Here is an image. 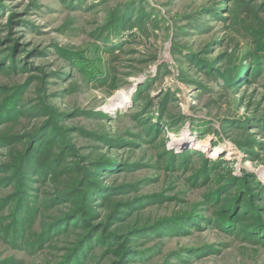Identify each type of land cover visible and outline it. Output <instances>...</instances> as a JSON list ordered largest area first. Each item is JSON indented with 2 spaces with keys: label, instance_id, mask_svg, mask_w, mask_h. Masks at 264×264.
<instances>
[{
  "label": "rangeland",
  "instance_id": "rangeland-1",
  "mask_svg": "<svg viewBox=\"0 0 264 264\" xmlns=\"http://www.w3.org/2000/svg\"><path fill=\"white\" fill-rule=\"evenodd\" d=\"M69 2L0 0V64L16 67L0 70V114L10 101L17 104L16 118L0 117V172L16 164L27 138L49 121L54 129L42 144L57 136L65 141L63 152L53 145L45 160L59 157L51 168L60 177L31 184L39 212L25 244L54 220L82 213V205L65 195H79L84 177L103 162L116 171L102 169L92 183L100 179L118 195L107 207L102 199L92 207L89 224L103 231L95 232L82 264H264V235L259 241L250 236L264 223L254 215L241 213L236 223L250 224L247 234L211 222L224 200L247 191L255 194L264 222V64L255 77L247 69L230 87L215 73L232 68L226 69L233 55L242 71L250 66L246 55L264 44V0H79L75 10ZM129 6L133 19L113 32L112 15L123 16ZM120 92L128 102L112 107ZM159 120L153 133L144 132ZM183 153L188 159L178 160ZM16 191V185L0 188V201ZM59 195L65 198L56 203ZM148 195L158 202L140 207ZM181 219H187L182 234L141 233ZM80 233L69 230L33 254L10 248L0 235V262L57 264ZM110 235L118 236V251L100 244ZM137 253H147V260Z\"/></svg>",
  "mask_w": 264,
  "mask_h": 264
},
{
  "label": "trees",
  "instance_id": "trees-1",
  "mask_svg": "<svg viewBox=\"0 0 264 264\" xmlns=\"http://www.w3.org/2000/svg\"><path fill=\"white\" fill-rule=\"evenodd\" d=\"M60 1H62L63 3H66L69 0H60ZM75 1H79V0H70L69 2V7L73 10L76 9L75 5H77L76 3H74ZM123 13H124L123 16H121L119 12H117V14L114 13L112 15L111 29L113 32H118L119 30H123V28L129 24L131 19H133L132 18L133 8H131V6H129ZM98 38H100V36H98ZM257 49L258 50L254 52L249 51L250 53L246 55L245 59H247L248 60L247 63L250 64V66H247L246 70L242 71V67L236 66V58H235V55H233L231 57V63H229V66H227L226 69L228 67L233 66L232 68H228L227 71L223 72V74L221 75L219 74V72H215L218 78L220 76L222 79L225 80L224 83L226 87H230L231 85L238 83L242 77L244 76L246 77V74L248 73L246 72L248 71L247 69L249 70L251 69L252 71V72L250 71L251 74L248 77H251L253 75H254L253 77H255L257 74L260 73L261 70L259 69L260 68L262 69L263 64H264V44L261 43ZM209 51H212V49ZM212 63L209 64L208 62H206L203 64L212 65ZM1 64H0V70L6 71L9 67L15 71V68H16L15 66L7 67V66H4L3 63ZM212 66L214 67V65ZM241 66H243V63ZM235 67H237V70H236L237 72H233V70H231ZM207 69L208 70L206 73H208L209 75L214 74L210 72L209 70L210 68H207ZM242 81L244 83H248V79L246 78L243 79ZM21 89L22 88H20V90ZM14 97L11 98V100H13ZM16 105L17 104L14 101H10L8 105H6L5 108L2 110L0 117L2 119H5V121L16 118L17 114L14 115V112L16 111ZM8 111H9V115L6 116ZM57 117H59V115ZM54 122L55 121L53 120L49 121L46 124V126L38 130L34 135L27 138V141L29 142H28V146L24 154L20 155L15 160L16 164L5 165L3 167V171L0 172V175L5 176L4 178L0 179V188H11L13 185H16V188H17V191L15 193L11 194L10 196L5 197L2 201H0V235L3 236L6 242L11 244L10 248L15 249V250H20V251H26V252L33 254L35 252L37 253L41 252L46 246H50L54 241H56L59 238L58 237L59 235L63 233L66 234V232H68L69 230L78 229L82 231V233H80L77 236V239L70 244L71 247L73 248L57 264H82L83 258L85 256V251H88L92 248V244L94 243V239H95L94 238L95 232L98 231L99 229H100L99 230L100 232L103 231L102 228H99L100 226L97 228H93L91 224H89L90 216L93 215L94 213V210L92 207L95 206L96 200H99V199H102L103 201L106 202V205H105L106 207L116 202L113 200L111 201L110 197H113L114 195H118V194H116L115 191L106 189L102 185H100L101 183L100 179L97 178L101 176L97 174H100L102 169H105L103 170L105 171V173L116 171V170H113V169H116V168H113L112 166V165H115L114 163L106 165L103 162H100L97 166H95L96 170H93L92 172H88V175L84 177L86 178V180L85 182L82 181L84 185L81 186L82 188H81V192L79 195L74 194L75 192L73 191L65 195V196H71V198L75 199L74 203L78 202L82 205V213L73 212V213L66 215L64 219L54 220V223L49 225L41 234H39L38 237H37V234L35 235V238L36 237L37 238L33 243L28 242L25 244V241H30L29 238L31 237V235H28L29 230H31L32 228L31 225H32L33 219L36 218V215H38V212H39L38 208L35 207V205L37 204L38 197L37 195H34L31 192V188H30L32 182L36 181V179L38 180L42 179L44 181L45 179H51L52 181L54 178L60 177L59 176L60 170H58L56 166L54 168H51V165H55L59 157L57 156L55 159H53L52 164L45 163V160L49 158V156L51 155L53 151L52 150L53 145H57V147L59 146L61 148V151L63 152L65 141L57 136V141L50 140L51 145L48 144V147L44 146L41 142L45 133L47 131H51L54 129V127L51 126L52 123ZM159 125H162L160 124V120L156 122V124L151 125V126L149 123L147 124V126H144L146 127L144 129V132L147 134L153 133V131L155 130V127L156 126L158 127ZM102 140L105 142H108V140H106L105 138H103ZM44 148H46V150ZM41 154L43 155L46 154L44 162H40ZM185 154L186 153H183L177 156V159L179 158L178 160H182V161L187 160L188 158L187 156H185ZM171 158H172V162L176 161L175 156ZM217 162L218 161H216V163ZM29 175H32V176H29ZM93 176H97L96 178L99 179L97 185L95 184L97 182H95V179H93ZM247 180L253 181L251 177H248ZM93 181L95 183H92ZM85 183H91V184L86 186ZM253 183L256 184L255 182ZM246 185H252V184H246ZM234 187H238V185H234ZM246 187H249V186H246ZM135 188H136V185L126 186L125 188L120 189L117 192H120V191L127 192L129 191V189H135ZM245 190H248V189L245 188ZM110 192H112V194ZM247 192H244V193L242 192L243 193L242 198L240 199H236L234 201L224 200L223 201L224 208L219 209L214 212V215L216 216V218L211 219V222H214V223L219 222L218 225L220 226V229L222 231H225L222 229V227H225L226 229L231 228L232 230L238 229V231H240L242 234H247V231H251L253 230V228L251 227L250 224L245 225V226H239V227L236 225V223L237 224L240 223L241 218H239L240 217L239 215L241 213L244 216H250V217L254 215L253 220H255V222L259 224L264 223L262 221H258L261 219L262 216H261L260 211L256 210V206L254 204L255 197H256L255 194L253 192L252 193H247ZM65 196L59 195L58 197H56L55 202L58 203L61 200H64ZM247 196L248 198H246ZM157 199L158 198H156L155 196H149V195L145 196L140 200L139 206L144 207L148 203L150 204L157 203L158 202ZM258 200L261 201L260 199ZM210 203L215 208L218 207V206H215L217 204H215L214 201ZM243 203L244 204L246 203V206H243L244 205ZM125 206H128L132 210H135L134 203H131V204L129 203L128 205H125ZM115 207L116 208L118 207V203L115 205ZM10 208L11 210H9L8 212L9 214L7 216H3L2 214ZM248 209H250L249 212H247ZM220 213L222 214L220 215ZM195 217L196 216L192 218L189 217L188 218L189 222H191V220ZM186 220L187 219L176 220V222L173 221L172 223H169L167 225L161 224L159 225L160 227L158 229L157 228H150V229L146 228V230L144 229L143 231H141V233L145 234V233L152 231L151 233H154L152 235H155L162 231L165 232L171 229V234L172 233L182 234L184 232H182L181 227L185 228L186 225L184 224L186 223L185 222ZM209 221L210 220H208V222ZM72 223L73 224L78 223V224L74 226L73 228H71L70 226L72 225ZM191 225H193L192 226L193 229L197 228L194 224H191ZM257 227L259 228V233H255L250 236L254 238V240L259 241L261 238H263L264 228L261 229V226H257ZM139 230L140 229L137 228L136 231H139ZM100 244L106 249H110L113 251H116V250L118 251L120 246L122 245L120 244V240L117 235H116V240H115V236L113 235L102 237ZM208 247L210 246H206L202 249H207ZM189 251H193V250H189ZM136 255L140 256V257H137L138 259L143 258L144 261H146L148 257L147 253L145 254L137 253ZM0 264H18V262L11 263L9 260H3L0 262Z\"/></svg>",
  "mask_w": 264,
  "mask_h": 264
},
{
  "label": "bare ground",
  "instance_id": "bare-ground-1",
  "mask_svg": "<svg viewBox=\"0 0 264 264\" xmlns=\"http://www.w3.org/2000/svg\"><path fill=\"white\" fill-rule=\"evenodd\" d=\"M128 99L125 95V93H118L114 96L113 99H111V106L112 107H119L122 106L123 104L127 103ZM187 140H190L189 138Z\"/></svg>",
  "mask_w": 264,
  "mask_h": 264
}]
</instances>
